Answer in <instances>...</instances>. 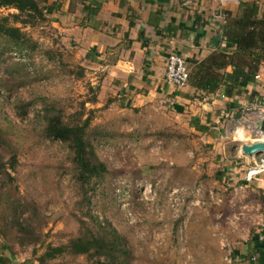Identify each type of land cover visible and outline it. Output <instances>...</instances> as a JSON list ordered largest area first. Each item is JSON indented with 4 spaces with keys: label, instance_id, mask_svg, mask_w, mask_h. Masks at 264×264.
<instances>
[{
    "label": "rangeland",
    "instance_id": "1",
    "mask_svg": "<svg viewBox=\"0 0 264 264\" xmlns=\"http://www.w3.org/2000/svg\"><path fill=\"white\" fill-rule=\"evenodd\" d=\"M43 1L40 5L46 13L55 15L49 9L53 0ZM17 13L2 8L0 17ZM8 24L20 28L33 49L0 56V155L14 179L0 175V250L6 240L10 251L3 253L12 264L37 261L49 246L67 245L80 237L83 225L92 227L80 210L69 150L40 136V114L49 105L62 113L69 126L91 118L92 130L108 133L102 144L95 143L108 173L93 194V211L127 240L130 264H232L229 254L218 258L217 242L194 223L202 215L200 210L211 211L217 197L216 191L195 184V171L185 170V165L195 167L203 152L185 119L169 108L123 111L101 93L99 76L91 74L85 55L69 46L64 27L38 19L23 25L10 18ZM4 41L0 39V52L7 46ZM20 83L25 84L18 87ZM20 102L29 105L25 113ZM13 157L15 171L10 169ZM9 203L22 205L23 225L33 224L25 235L17 233ZM220 247L228 251L229 242L222 239ZM49 264L96 261L63 255Z\"/></svg>",
    "mask_w": 264,
    "mask_h": 264
},
{
    "label": "crops",
    "instance_id": "2",
    "mask_svg": "<svg viewBox=\"0 0 264 264\" xmlns=\"http://www.w3.org/2000/svg\"><path fill=\"white\" fill-rule=\"evenodd\" d=\"M60 5L50 10L51 21L64 27L69 46L85 55L91 74L99 76L101 93L123 111L169 108L199 141L203 152L196 166L185 170L195 171V184L216 191L211 211L200 210L194 223L217 242L218 258L229 254L232 264H264V176L260 184L246 182L255 157L244 155L233 136L244 124L264 138V60L259 79L244 82L236 76L234 66L243 67L247 57L238 52V39L226 35L225 21L216 18L222 12L227 22L236 20L255 8L253 18L264 21V0H61ZM87 6L97 13L88 17ZM250 52L264 54V41ZM171 53L187 62L191 81L186 88L165 81ZM234 54L238 59H231ZM210 63L213 75H223L216 93L196 85L200 66ZM249 104H257V111L243 113ZM222 239L229 242L228 251L221 249Z\"/></svg>",
    "mask_w": 264,
    "mask_h": 264
},
{
    "label": "trees",
    "instance_id": "3",
    "mask_svg": "<svg viewBox=\"0 0 264 264\" xmlns=\"http://www.w3.org/2000/svg\"><path fill=\"white\" fill-rule=\"evenodd\" d=\"M60 1L61 0H54L53 3L49 4V9L56 11L61 9ZM40 2L41 0H0V10L2 8H11L18 12L6 18L0 17V39H4V42L7 44V46L1 50L0 56L13 50L25 54L33 51V49L30 48L28 37L22 30L10 26L8 22L10 18H14L15 22L23 25H31L37 19L40 22H51L50 14L46 13L47 8H42ZM43 2L48 3V0H44ZM97 11L96 8H91V6L86 7L88 17L96 14ZM254 13L255 8L252 9L250 14L246 15L245 13L236 20L228 19L225 28L226 35L238 39V52L247 57L246 60L248 61H246L243 67L234 66V74L240 77L244 82L255 81L261 61L264 60V54L250 52L252 48L257 47V42L260 43L264 41V29L258 30L259 27H264V21H256L253 18ZM33 48L36 49L37 47ZM238 57L239 54H234L231 59H238ZM228 64L229 63L223 65L226 66ZM212 66L213 64L211 63L208 66L202 64L200 66L201 75L199 76L198 74V76H196L197 88L208 93H216L221 88L223 80V75L218 77L210 72V69L213 70ZM190 81L191 77L189 82ZM24 84L25 83H20L17 86L21 87ZM95 101L96 98L93 102ZM19 106L21 112L25 113L29 105L20 102ZM42 113L43 114H40V136L46 140L60 142L69 150V159L73 164L72 179L80 190V210L84 216L89 218L92 227L88 228L87 225L84 229L83 225L80 237L73 239L67 245L60 247L49 246L46 252L37 258L38 263L49 264L51 260H55L57 257L68 255L73 258L86 257L90 261L95 260L96 264H130L131 251L127 240L115 227H113L112 223L107 218L101 220L93 211V194L97 191V184H99L108 173V166L99 157L95 143L102 144L103 140L107 139L108 133H102L101 130L98 129L92 130L90 127L91 118H88L83 124L75 126L65 124L62 113L54 107V105L45 107ZM5 122H8L7 118ZM15 163H17V160L13 157L10 167L13 171L16 170ZM8 170V164L4 162L0 155V175L14 182ZM8 206L12 207L14 226L18 227L17 233L21 232L25 235L33 224L28 222L29 224L23 225L21 222V218L24 214V210L22 213L20 212L22 205L9 203ZM19 238L22 237L19 236ZM23 240L24 239H21V244L25 246ZM2 245V250H0V264H12L11 259L3 253L10 251L6 245V240ZM33 254L37 255L36 248Z\"/></svg>",
    "mask_w": 264,
    "mask_h": 264
},
{
    "label": "built area",
    "instance_id": "4",
    "mask_svg": "<svg viewBox=\"0 0 264 264\" xmlns=\"http://www.w3.org/2000/svg\"><path fill=\"white\" fill-rule=\"evenodd\" d=\"M213 2H226L227 0H210ZM216 18L223 19L224 24H227V17L224 13L220 12L216 14ZM260 76L257 75L256 79ZM190 72L188 65L184 57L178 53H171L167 59L166 71H165V81L168 85L173 87L183 89L189 85ZM258 109L257 104H249L243 109V113L255 112ZM259 132L256 131L252 133L250 129L244 124H239V126L233 132L235 140L244 145L251 146L256 144H264V138L258 135ZM264 176V153L259 154L255 157V162L247 169L245 180L247 183L256 182L260 184L262 177ZM178 205V203H176ZM231 257V256H230ZM232 260V259H231ZM255 260V257L253 258Z\"/></svg>",
    "mask_w": 264,
    "mask_h": 264
},
{
    "label": "water",
    "instance_id": "5",
    "mask_svg": "<svg viewBox=\"0 0 264 264\" xmlns=\"http://www.w3.org/2000/svg\"><path fill=\"white\" fill-rule=\"evenodd\" d=\"M242 152L246 156L257 157L259 154L264 153V144L244 145L242 146Z\"/></svg>",
    "mask_w": 264,
    "mask_h": 264
}]
</instances>
